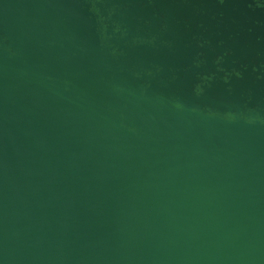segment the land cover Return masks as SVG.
<instances>
[{
	"label": "water",
	"instance_id": "95a60500",
	"mask_svg": "<svg viewBox=\"0 0 264 264\" xmlns=\"http://www.w3.org/2000/svg\"><path fill=\"white\" fill-rule=\"evenodd\" d=\"M0 264H264V6L0 0Z\"/></svg>",
	"mask_w": 264,
	"mask_h": 264
},
{
	"label": "flooded vegetation",
	"instance_id": "af4514ba",
	"mask_svg": "<svg viewBox=\"0 0 264 264\" xmlns=\"http://www.w3.org/2000/svg\"><path fill=\"white\" fill-rule=\"evenodd\" d=\"M251 3V6L253 9L255 8H261L264 6V0H244V3Z\"/></svg>",
	"mask_w": 264,
	"mask_h": 264
}]
</instances>
